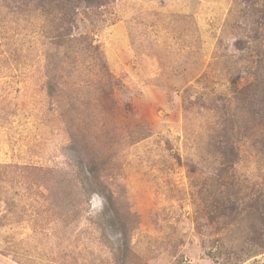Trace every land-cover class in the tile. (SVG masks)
<instances>
[{
  "label": "rangeland",
  "instance_id": "obj_1",
  "mask_svg": "<svg viewBox=\"0 0 264 264\" xmlns=\"http://www.w3.org/2000/svg\"><path fill=\"white\" fill-rule=\"evenodd\" d=\"M0 264H264V0H0Z\"/></svg>",
  "mask_w": 264,
  "mask_h": 264
},
{
  "label": "trees",
  "instance_id": "obj_2",
  "mask_svg": "<svg viewBox=\"0 0 264 264\" xmlns=\"http://www.w3.org/2000/svg\"><path fill=\"white\" fill-rule=\"evenodd\" d=\"M62 2H63V4L64 3H66L67 5H72L73 4V1L74 0H61ZM91 3H97V2H99V0H89ZM51 22H53L52 20H50ZM52 28L54 29V31H56V32H58L59 31V29H61V28H63V24L61 23V24H59L58 26L56 25H54V26H52ZM55 37H59V35H56ZM60 43V42H59ZM62 45H64V44H62ZM96 48H99V47H97L96 46ZM87 177V176H86ZM88 178V177H87Z\"/></svg>",
  "mask_w": 264,
  "mask_h": 264
}]
</instances>
